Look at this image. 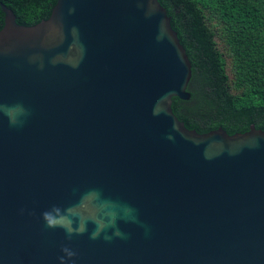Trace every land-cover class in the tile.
I'll return each instance as SVG.
<instances>
[{"label": "water", "instance_id": "water-1", "mask_svg": "<svg viewBox=\"0 0 264 264\" xmlns=\"http://www.w3.org/2000/svg\"><path fill=\"white\" fill-rule=\"evenodd\" d=\"M1 7L0 264H264V130L178 118L192 63L159 0Z\"/></svg>", "mask_w": 264, "mask_h": 264}, {"label": "trees", "instance_id": "trees-1", "mask_svg": "<svg viewBox=\"0 0 264 264\" xmlns=\"http://www.w3.org/2000/svg\"><path fill=\"white\" fill-rule=\"evenodd\" d=\"M192 63L191 98H173L187 128L264 130V0H159ZM57 0H0V30L11 8L30 26L48 19Z\"/></svg>", "mask_w": 264, "mask_h": 264}, {"label": "clouds", "instance_id": "clouds-1", "mask_svg": "<svg viewBox=\"0 0 264 264\" xmlns=\"http://www.w3.org/2000/svg\"><path fill=\"white\" fill-rule=\"evenodd\" d=\"M10 122L12 124L16 123L15 119H12ZM44 218L49 226H56V224L58 223L57 220L53 217V215L49 212L44 213ZM65 251H67V249H65ZM69 255H72V253H69Z\"/></svg>", "mask_w": 264, "mask_h": 264}]
</instances>
